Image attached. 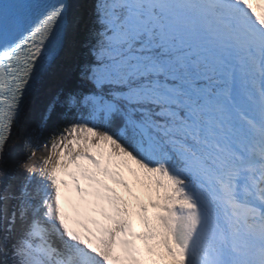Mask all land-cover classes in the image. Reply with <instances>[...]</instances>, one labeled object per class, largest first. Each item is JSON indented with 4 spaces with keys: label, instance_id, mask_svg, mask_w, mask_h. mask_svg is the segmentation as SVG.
<instances>
[{
    "label": "snow or ice",
    "instance_id": "obj_1",
    "mask_svg": "<svg viewBox=\"0 0 264 264\" xmlns=\"http://www.w3.org/2000/svg\"><path fill=\"white\" fill-rule=\"evenodd\" d=\"M0 264H264V0H0Z\"/></svg>",
    "mask_w": 264,
    "mask_h": 264
},
{
    "label": "rangeland",
    "instance_id": "obj_2",
    "mask_svg": "<svg viewBox=\"0 0 264 264\" xmlns=\"http://www.w3.org/2000/svg\"><path fill=\"white\" fill-rule=\"evenodd\" d=\"M18 133V132H17ZM15 133L14 135H13V141H12V144L13 145H15L17 148H18V152H20V155H21V153L23 152L22 151V149H21V145L23 144V138H22V133ZM20 150V151H19ZM38 155V156H37ZM36 156L38 157V158H40V159H42L44 156H46V155H43L42 153H38L37 152V154H36ZM21 157V156H20ZM20 157H19V159L18 160H20Z\"/></svg>",
    "mask_w": 264,
    "mask_h": 264
},
{
    "label": "bare ground",
    "instance_id": "obj_3",
    "mask_svg": "<svg viewBox=\"0 0 264 264\" xmlns=\"http://www.w3.org/2000/svg\"><path fill=\"white\" fill-rule=\"evenodd\" d=\"M17 132H18V133H19V132L21 133V130H20L19 126H17L16 128L13 129V135H14L15 133H17ZM18 133H17V134H18ZM12 148H13L14 153H15V159L18 160L19 157H20V152H18V148H19V147L17 148L15 145L12 144ZM19 151H20V150H19Z\"/></svg>",
    "mask_w": 264,
    "mask_h": 264
},
{
    "label": "trees",
    "instance_id": "obj_4",
    "mask_svg": "<svg viewBox=\"0 0 264 264\" xmlns=\"http://www.w3.org/2000/svg\"><path fill=\"white\" fill-rule=\"evenodd\" d=\"M47 135H48V133H47V131H45L44 136H42V137L40 138V140L37 142V146H38L39 149L45 144L46 139H47ZM23 153H24V152H23Z\"/></svg>",
    "mask_w": 264,
    "mask_h": 264
}]
</instances>
